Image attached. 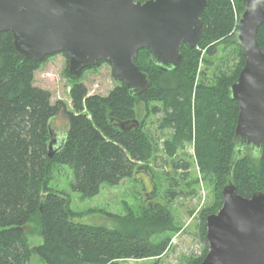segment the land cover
<instances>
[{
	"label": "trees",
	"instance_id": "trees-1",
	"mask_svg": "<svg viewBox=\"0 0 264 264\" xmlns=\"http://www.w3.org/2000/svg\"><path fill=\"white\" fill-rule=\"evenodd\" d=\"M245 3L208 0L199 45L183 44V60L176 69L154 65L150 49H140L135 62L151 81L140 95L131 94L119 80L107 95L90 94L83 74L70 75L67 59L71 109L61 99L53 103L51 92L35 85V73L48 57L41 62L23 59L12 33H0V264H28L33 252L47 264H123L131 258H153L149 264H161L170 245L166 234L179 230L172 203L185 194L181 184L191 176L192 162L184 157L191 143L213 198L197 218L201 251L183 255L179 264L202 262L209 249L206 216L222 206L230 173L241 195L264 191V144L256 154L248 146L232 165L239 102L231 97L230 87L246 59L237 40ZM257 39L264 51V23ZM61 113L67 129L56 140L55 120ZM51 137L56 140L53 156ZM159 152L171 167L163 174L165 202L129 208L115 216V228L78 221L65 191L52 184L56 171L70 167L73 190L91 197L103 184H118L144 169L151 176L154 198L159 185L151 162ZM33 233L42 240L34 247L29 237Z\"/></svg>",
	"mask_w": 264,
	"mask_h": 264
},
{
	"label": "water",
	"instance_id": "water-1",
	"mask_svg": "<svg viewBox=\"0 0 264 264\" xmlns=\"http://www.w3.org/2000/svg\"><path fill=\"white\" fill-rule=\"evenodd\" d=\"M207 5L208 0H0V33H12L23 59L41 62L65 53L76 78L106 61L129 92L140 95L151 81L135 62L138 51L148 48L154 65L176 69L182 44L199 45ZM263 23L262 1L246 0L237 23L246 59L230 87L239 102L232 165L248 146L256 154L264 144V51L257 39ZM55 141L49 140L50 156ZM222 195L219 210L206 216L209 249L200 264H264V191L241 195L230 173Z\"/></svg>",
	"mask_w": 264,
	"mask_h": 264
},
{
	"label": "rangeland",
	"instance_id": "rangeland-1",
	"mask_svg": "<svg viewBox=\"0 0 264 264\" xmlns=\"http://www.w3.org/2000/svg\"><path fill=\"white\" fill-rule=\"evenodd\" d=\"M221 55L217 54L213 57L214 62ZM67 57L58 53L45 60L35 73V85L51 92V101L55 103L57 100H63L71 109V81L67 77ZM209 69V73L213 70ZM82 81L86 84L90 94L107 95L120 80L114 76L111 64L103 63L98 68H90L83 73ZM57 125L55 139L59 140L63 137L67 129V117L64 113L57 116L55 120ZM157 126V124H154ZM187 159L192 162L191 176L188 181H182L183 192L185 194L178 195L172 203V213L175 223L179 226V230L167 233L170 236V245L167 252L160 258L161 264H179L183 255L197 253L201 251V244L197 235V218L202 210L212 202V187L201 179L202 174L197 167L194 156V143L189 144L184 151ZM167 160L163 152H159V157L155 163L151 162L155 169L158 183V191L156 197L148 198L147 193H152L153 182L148 171L140 169L137 175L123 179L118 184L105 183L101 186L98 194L86 197L76 192L72 188L74 181V173L70 167H61L54 174L52 184L64 190L70 200L71 208L77 213V220L86 224L105 225L109 228L117 226L116 215H124L129 208L137 210L141 204L153 205L157 200L165 202L163 195L167 190V181L164 172L171 169L170 165L165 162ZM198 179L196 183L195 180ZM155 190V189H154ZM157 190V189H156ZM195 190L194 194L190 192ZM188 194V195H186ZM31 245L37 246L42 242L38 234H30ZM153 258L144 259H126L123 264H149ZM28 264H47L37 252H33Z\"/></svg>",
	"mask_w": 264,
	"mask_h": 264
},
{
	"label": "flooded vegetation",
	"instance_id": "flooded-vegetation-1",
	"mask_svg": "<svg viewBox=\"0 0 264 264\" xmlns=\"http://www.w3.org/2000/svg\"><path fill=\"white\" fill-rule=\"evenodd\" d=\"M183 44H185L186 45V43H183ZM183 44H182V46H183ZM187 46V45H186ZM188 47V46H187ZM147 196H148V198H150V196H151V193H150V191L147 193Z\"/></svg>",
	"mask_w": 264,
	"mask_h": 264
}]
</instances>
